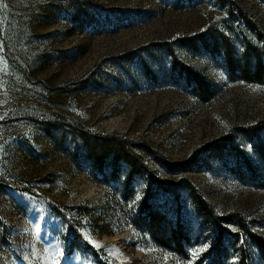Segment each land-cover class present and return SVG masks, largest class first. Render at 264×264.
I'll use <instances>...</instances> for the list:
<instances>
[{
	"label": "rangeland",
	"instance_id": "obj_1",
	"mask_svg": "<svg viewBox=\"0 0 264 264\" xmlns=\"http://www.w3.org/2000/svg\"><path fill=\"white\" fill-rule=\"evenodd\" d=\"M257 61L264 0H0V264H264Z\"/></svg>",
	"mask_w": 264,
	"mask_h": 264
},
{
	"label": "trees",
	"instance_id": "obj_2",
	"mask_svg": "<svg viewBox=\"0 0 264 264\" xmlns=\"http://www.w3.org/2000/svg\"><path fill=\"white\" fill-rule=\"evenodd\" d=\"M234 67L236 68V66H234V65H233V67L230 66L229 67L230 71H234ZM240 73L242 75V79L246 82H261L263 74H264V69H263L260 61H257L256 66L253 70V74L250 72L248 67L241 68ZM103 149L111 151L113 159L115 161L122 159L131 168H135L138 165L137 159L131 157L128 153H126L123 146H121V148H114V147L108 146V147H105ZM92 154H93V152H92ZM92 156L95 157V155H92ZM100 156L101 155L99 154V156H96V158L100 159L101 158ZM149 175H151V173H149ZM197 209H198L199 213L202 215H205L206 213H208L209 211L212 210L209 206L206 207V205L204 203H200V202L197 203ZM242 227H244V226L242 225L241 228ZM260 248L264 254V244L263 243H260Z\"/></svg>",
	"mask_w": 264,
	"mask_h": 264
},
{
	"label": "snow or ice",
	"instance_id": "obj_3",
	"mask_svg": "<svg viewBox=\"0 0 264 264\" xmlns=\"http://www.w3.org/2000/svg\"><path fill=\"white\" fill-rule=\"evenodd\" d=\"M249 147H251V146H249ZM140 199V196L139 195H137V197H136V200L138 201ZM37 232H39L40 231V228H39V226L37 227ZM205 247H206V245H201V247H200V251H204V249H205ZM196 253L194 252L193 253V255H195Z\"/></svg>",
	"mask_w": 264,
	"mask_h": 264
}]
</instances>
